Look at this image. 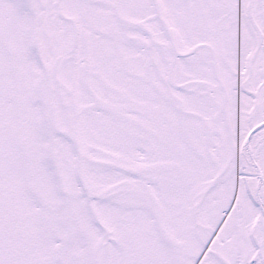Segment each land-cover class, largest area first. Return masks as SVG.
Segmentation results:
<instances>
[{
    "label": "snow or ice",
    "instance_id": "6c2138e0",
    "mask_svg": "<svg viewBox=\"0 0 264 264\" xmlns=\"http://www.w3.org/2000/svg\"><path fill=\"white\" fill-rule=\"evenodd\" d=\"M0 264H264V0H0Z\"/></svg>",
    "mask_w": 264,
    "mask_h": 264
}]
</instances>
